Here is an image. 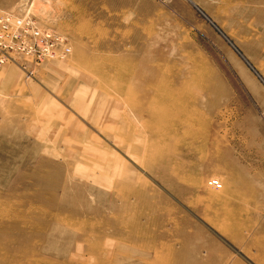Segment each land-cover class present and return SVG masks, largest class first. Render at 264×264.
<instances>
[{
  "label": "rangeland",
  "instance_id": "374dc122",
  "mask_svg": "<svg viewBox=\"0 0 264 264\" xmlns=\"http://www.w3.org/2000/svg\"><path fill=\"white\" fill-rule=\"evenodd\" d=\"M0 9L70 47L0 66V264H264V0Z\"/></svg>",
  "mask_w": 264,
  "mask_h": 264
},
{
  "label": "built area",
  "instance_id": "2783aa9c",
  "mask_svg": "<svg viewBox=\"0 0 264 264\" xmlns=\"http://www.w3.org/2000/svg\"><path fill=\"white\" fill-rule=\"evenodd\" d=\"M66 39L55 30L40 26L28 13L12 14L0 9V66L12 55H25L41 60L69 52ZM211 186L219 188L218 179H210Z\"/></svg>",
  "mask_w": 264,
  "mask_h": 264
}]
</instances>
